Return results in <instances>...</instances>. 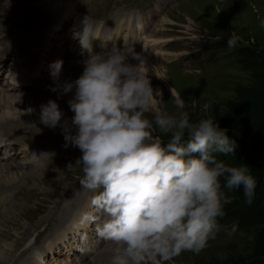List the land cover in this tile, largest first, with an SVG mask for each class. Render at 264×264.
Returning a JSON list of instances; mask_svg holds the SVG:
<instances>
[{"label": "rangeland", "instance_id": "374dc122", "mask_svg": "<svg viewBox=\"0 0 264 264\" xmlns=\"http://www.w3.org/2000/svg\"><path fill=\"white\" fill-rule=\"evenodd\" d=\"M44 1L0 0V37L9 32L16 36L14 28L34 27L44 35L28 43L30 33L24 34L23 40L28 37L29 40L21 44L22 53L36 51L32 48L41 36L49 37L54 52L48 54L45 59L48 64L42 67L36 80L28 83L29 88L12 87L11 91L7 90V79L12 75L10 66L14 60L0 45V168H13L0 172V264H110L112 245L101 242L97 234L93 239L89 233H96V224L101 221L99 213L89 203L94 194L81 190L79 185L83 173L77 160L82 153L76 147H64L60 127L50 129L39 122L40 107L49 100L58 104L64 113L63 119L70 121L74 115L68 106L73 93L59 96L50 91V87H54L52 78L45 81L47 77H44L45 74L51 76L50 66L58 60L63 61L62 82L74 81L83 72L84 61L89 57L81 53L74 55L76 60H71L72 56L57 57L67 49V28L79 12V16L88 15L94 21L116 16L131 30L129 44L139 35L136 46L123 52L140 53L145 60L140 70L150 78L154 90L152 108L145 114L146 118L153 120L157 114L175 115L184 111L192 123L201 119L221 123L226 104L235 98V90L246 88L252 82L250 73L239 63L237 53L253 45L264 47V29L260 28L258 20V17L264 18V0H178L175 3L159 0L162 3L150 11L146 28L135 25L129 11L152 0H85L71 13L66 25L64 8L71 7L74 0H53L48 6L50 12L43 9ZM101 3L107 4L109 11L94 17L88 8ZM59 8L63 11L56 10ZM148 9L146 7L145 11ZM120 13L124 15L118 17ZM78 19L84 21L81 17ZM51 23H54V34L52 27L45 31ZM108 33L111 30L104 28L105 42L103 37L102 42L105 46L101 51L110 45ZM117 33L116 30L115 35ZM232 33L238 40L229 48L227 39ZM51 35L54 37L50 38ZM30 44L33 46L29 47ZM6 54L8 69L1 76ZM29 62L22 63L24 69L29 67V73L19 74H24L26 81L33 70ZM153 136L159 137L163 146L169 140L168 135L158 131L153 132ZM244 141L251 142L245 138ZM23 146H26L24 150ZM31 154L37 157L32 163ZM217 158L232 166L230 160ZM255 166V173H259L257 176L252 173L257 187L251 205L245 202V197L234 201L237 206L234 205L233 211L237 215L219 221L220 231L199 255L185 252L169 264H264V157ZM18 191L26 198L15 203L11 200ZM223 191L226 197L227 193L234 192L225 188ZM85 204L87 208H82ZM75 214L76 222L72 224ZM89 216L95 217V222L89 220ZM233 225L236 231L229 235ZM37 232L40 236L35 244H29ZM54 234V239L45 241L46 236Z\"/></svg>", "mask_w": 264, "mask_h": 264}, {"label": "clouds", "instance_id": "9594fccd", "mask_svg": "<svg viewBox=\"0 0 264 264\" xmlns=\"http://www.w3.org/2000/svg\"><path fill=\"white\" fill-rule=\"evenodd\" d=\"M258 20L264 29V18ZM79 39L83 49H90L85 21ZM237 40L232 33L227 47ZM144 63L140 53L125 54L113 46L90 55L78 79L61 82L63 61L58 60L50 66V91L73 93L68 106L74 115L63 119L53 100L40 107L39 122L60 127L64 147L82 153L79 185L94 194L90 205L105 217L95 231L112 245L110 264H169L185 252L199 255L221 229L229 202L223 188L242 189L251 205L257 187L249 167L228 166L217 158L234 156L237 145L213 119L192 123L184 111L146 118L154 90L140 70ZM155 131L169 136L166 146ZM235 231L233 225L228 234Z\"/></svg>", "mask_w": 264, "mask_h": 264}, {"label": "trees", "instance_id": "16d2710c", "mask_svg": "<svg viewBox=\"0 0 264 264\" xmlns=\"http://www.w3.org/2000/svg\"><path fill=\"white\" fill-rule=\"evenodd\" d=\"M247 49L237 55L243 69L250 73L252 82L246 88L235 90L234 100L226 104L223 121L217 123L221 129L227 130V136L235 140L237 147L234 156L218 157L230 160L232 166L246 165L251 175L254 171L257 176L259 172L255 173V164L264 157V47L253 45ZM244 138L251 142L246 143ZM245 156H248L247 160L243 158ZM227 197L229 202L224 206L227 212L219 221L237 215L233 211L237 206L234 201L244 195L241 189L227 193Z\"/></svg>", "mask_w": 264, "mask_h": 264}, {"label": "bare ground", "instance_id": "6f19581e", "mask_svg": "<svg viewBox=\"0 0 264 264\" xmlns=\"http://www.w3.org/2000/svg\"><path fill=\"white\" fill-rule=\"evenodd\" d=\"M60 7V6H59ZM79 7V6H78ZM56 10H60V11H63V10H61L60 8L59 9H56ZM124 14H125V12H124ZM124 14H122V13H120L119 15H117L118 17H122ZM125 15H127V14H125ZM79 17H77L76 19H78ZM121 19V18H120ZM149 19H147L146 21H148ZM121 21H122V19H121ZM83 21H81L80 23H79V26L81 25V23H82ZM99 22H101V21H99ZM104 22V21H103ZM98 23V22H97ZM102 23V22H101ZM76 26V24H74L71 28L73 29V30H70V33H69V41H68V45H67V49H66V51H63V52H61L60 54H58V56L57 57H60L61 59L63 58L64 59V57H66V56H72L73 57V59H71V60H76V58H75V56L74 55H77L78 53H81L82 55H85V53H84V49L81 47V44H80V42H77V41H74L73 42V37L75 36V34H76V30H74V27ZM90 28H93V25H91L90 24ZM54 31H55V28L54 27H52V32H53V34H54ZM56 31L58 32V31H60V26L56 29ZM49 33V32H48ZM111 33L113 34V37H114V35H115V32L113 33L112 31H111ZM111 33H108V36H110V35H112ZM59 34H61V33H59ZM110 34V35H109ZM43 36V35H42ZM40 37V40L38 41V43L39 44H42V52H38L37 50L36 51H34L32 54H25L26 56L28 55L29 57H27L26 58V60L24 61V58H21L22 60H23V62H28V60L30 61L29 63H27L30 67H33V68H31V69H33L32 70V74H31V78L29 79V81H26L27 80V77H25L24 76V74H22V75H19V74H21V72H23V70H24V66H17V64L15 63V62H13L12 64H11V68H12V72H11V74L12 75H14V76H23V78H22V82L23 83H30L31 82V79H32V77H35L36 75H38L39 74V71H42V67L43 66H45V65H47L48 64V62L47 61H45V59L47 58V56H48V54H53L54 52L52 51V43H51V41H50V39H48L49 37H47V38H45V39H43V37ZM52 37H54V35H51V37L50 38H52ZM102 37H103V41L105 42V36H104V28H102ZM59 38V36H57V39ZM54 39V38H53ZM108 40V39H107ZM43 42V43H42ZM37 43V44H38ZM37 44H36V46H37ZM38 44V45H39ZM105 46V44L102 42V49H103V47ZM27 52V51H26ZM5 56H7V54L5 55ZM85 57V56H84ZM28 59V60H27ZM31 61H33V64L31 63ZM77 62H79V63H81V61L80 60H77ZM83 62V61H82ZM29 69V67H26L25 66V69ZM17 69V70H16ZM1 70V69H0ZM1 72V71H0ZM15 73V74H14ZM48 73H50V71L48 72ZM11 75V76H12ZM37 77H39V76H37ZM36 77V78H37ZM44 77H47V79H45V81H48V80H50L52 77L51 76H48L47 74H45V76ZM36 78H35V80H36ZM33 81H34V79H33ZM61 82H62V80H61ZM7 84H8V81H7ZM9 85V84H8ZM8 88H7V90H11V91H13L14 89L13 88H11L10 87V85L9 86H7ZM24 87V86H23ZM15 88V87H14ZM18 88V87H17ZM31 163L33 162V160H34V158L35 159H37V157H35L33 154H31ZM13 168H0V172H8V171H10V170H12ZM7 190V189H6ZM3 192H7V191H3ZM7 193H9V192H7Z\"/></svg>", "mask_w": 264, "mask_h": 264}]
</instances>
